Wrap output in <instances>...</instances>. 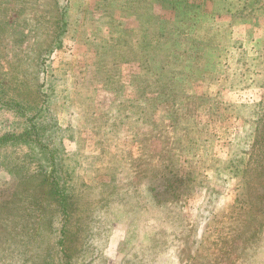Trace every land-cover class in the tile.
<instances>
[{
  "label": "rangeland",
  "instance_id": "374dc122",
  "mask_svg": "<svg viewBox=\"0 0 264 264\" xmlns=\"http://www.w3.org/2000/svg\"><path fill=\"white\" fill-rule=\"evenodd\" d=\"M0 84L65 130L74 264H264V0H0ZM14 148L0 264H45L58 205Z\"/></svg>",
  "mask_w": 264,
  "mask_h": 264
},
{
  "label": "trees",
  "instance_id": "16d2710c",
  "mask_svg": "<svg viewBox=\"0 0 264 264\" xmlns=\"http://www.w3.org/2000/svg\"><path fill=\"white\" fill-rule=\"evenodd\" d=\"M211 1L216 3V0ZM223 13L229 12L224 8ZM229 25L233 26L234 22H230ZM167 89L171 90L169 85ZM164 94L167 92L164 91ZM2 109L15 112L25 120V123L23 122L24 128L19 132L8 131L0 135V149L10 146L15 147V150H19L21 146L30 147L35 154L34 158H36L40 170L37 171L41 177V183L47 187L48 197L52 203L58 205L57 215L61 222L60 235L54 248L47 253L45 264H74L71 252L72 244L67 232H69L75 201L72 187L73 173L64 162L66 154L65 130L59 123H50L47 120L57 121L56 118L51 117L52 113H49V109L46 114L47 109L32 107L11 98L6 88L0 84V110ZM258 130V142L264 148V123L259 125ZM260 165H264V157L259 161Z\"/></svg>",
  "mask_w": 264,
  "mask_h": 264
}]
</instances>
